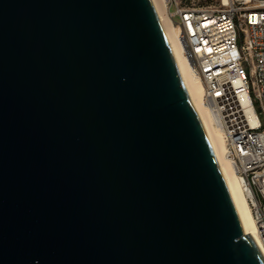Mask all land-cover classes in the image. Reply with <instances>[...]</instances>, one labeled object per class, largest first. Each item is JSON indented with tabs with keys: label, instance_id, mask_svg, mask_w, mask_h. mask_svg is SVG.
Masks as SVG:
<instances>
[{
	"label": "water",
	"instance_id": "95a60500",
	"mask_svg": "<svg viewBox=\"0 0 264 264\" xmlns=\"http://www.w3.org/2000/svg\"><path fill=\"white\" fill-rule=\"evenodd\" d=\"M0 264H264L153 0H0Z\"/></svg>",
	"mask_w": 264,
	"mask_h": 264
},
{
	"label": "built area",
	"instance_id": "2783aa9c",
	"mask_svg": "<svg viewBox=\"0 0 264 264\" xmlns=\"http://www.w3.org/2000/svg\"><path fill=\"white\" fill-rule=\"evenodd\" d=\"M221 131L264 254V0H163Z\"/></svg>",
	"mask_w": 264,
	"mask_h": 264
},
{
	"label": "bare ground",
	"instance_id": "6f19581e",
	"mask_svg": "<svg viewBox=\"0 0 264 264\" xmlns=\"http://www.w3.org/2000/svg\"><path fill=\"white\" fill-rule=\"evenodd\" d=\"M153 3L167 37L168 43L171 47L184 85L202 120L217 161L223 172L224 178L238 211L244 234L251 235L258 244V226L248 204L247 195L244 192L241 181L238 178L234 168L232 167L231 162L225 154L224 140L221 131L216 125V121L213 115L203 104V83L201 82V80L194 77L190 69V65L187 62L183 54L181 45L178 41L177 31L173 28L170 20L166 15L164 1L153 0Z\"/></svg>",
	"mask_w": 264,
	"mask_h": 264
}]
</instances>
